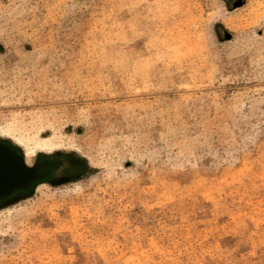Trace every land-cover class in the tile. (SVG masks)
Segmentation results:
<instances>
[{
	"label": "rangeland",
	"instance_id": "1",
	"mask_svg": "<svg viewBox=\"0 0 264 264\" xmlns=\"http://www.w3.org/2000/svg\"><path fill=\"white\" fill-rule=\"evenodd\" d=\"M0 142V264H264V0H0Z\"/></svg>",
	"mask_w": 264,
	"mask_h": 264
},
{
	"label": "flooded vegetation",
	"instance_id": "2",
	"mask_svg": "<svg viewBox=\"0 0 264 264\" xmlns=\"http://www.w3.org/2000/svg\"><path fill=\"white\" fill-rule=\"evenodd\" d=\"M1 148L9 150L6 151V156H12L13 148L9 144L0 142V149ZM10 156L5 159L0 158V208L5 204H8L16 195L28 193L35 185L42 183L43 181L62 180L64 175H66L68 171L67 167L70 165L69 161L63 158V161L58 160L50 164V166L48 167L49 171H51L52 167H57V171L55 173H50L48 172V169H45L42 166L43 160H39L33 165L39 168V177L34 181V183L13 189V185L10 182L12 179V166L9 161Z\"/></svg>",
	"mask_w": 264,
	"mask_h": 264
},
{
	"label": "water",
	"instance_id": "3",
	"mask_svg": "<svg viewBox=\"0 0 264 264\" xmlns=\"http://www.w3.org/2000/svg\"><path fill=\"white\" fill-rule=\"evenodd\" d=\"M13 189L17 187L27 186L33 183L39 176V168L37 166H27L20 157L11 159Z\"/></svg>",
	"mask_w": 264,
	"mask_h": 264
},
{
	"label": "bare ground",
	"instance_id": "4",
	"mask_svg": "<svg viewBox=\"0 0 264 264\" xmlns=\"http://www.w3.org/2000/svg\"><path fill=\"white\" fill-rule=\"evenodd\" d=\"M30 153L32 154V153H33V151H30V150H29V151H27V154H26V157H27V158H26V162H29V161L31 160V158H32V156H31V154H30Z\"/></svg>",
	"mask_w": 264,
	"mask_h": 264
},
{
	"label": "trees",
	"instance_id": "5",
	"mask_svg": "<svg viewBox=\"0 0 264 264\" xmlns=\"http://www.w3.org/2000/svg\"><path fill=\"white\" fill-rule=\"evenodd\" d=\"M11 147L13 148L14 151H16L18 154H20L22 156V153L18 147L13 146V145H11Z\"/></svg>",
	"mask_w": 264,
	"mask_h": 264
},
{
	"label": "crops",
	"instance_id": "6",
	"mask_svg": "<svg viewBox=\"0 0 264 264\" xmlns=\"http://www.w3.org/2000/svg\"><path fill=\"white\" fill-rule=\"evenodd\" d=\"M17 154H18V153H17ZM19 156H21V155H19ZM20 158L23 160V157H22V156H21ZM27 166H28V165H27Z\"/></svg>",
	"mask_w": 264,
	"mask_h": 264
}]
</instances>
